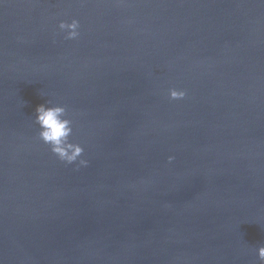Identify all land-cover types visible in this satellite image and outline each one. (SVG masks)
Returning a JSON list of instances; mask_svg holds the SVG:
<instances>
[{
    "label": "water",
    "instance_id": "95a60500",
    "mask_svg": "<svg viewBox=\"0 0 264 264\" xmlns=\"http://www.w3.org/2000/svg\"><path fill=\"white\" fill-rule=\"evenodd\" d=\"M47 101L86 167L39 139ZM260 246L264 0H0V264H264Z\"/></svg>",
    "mask_w": 264,
    "mask_h": 264
},
{
    "label": "clouds",
    "instance_id": "9594fccd",
    "mask_svg": "<svg viewBox=\"0 0 264 264\" xmlns=\"http://www.w3.org/2000/svg\"><path fill=\"white\" fill-rule=\"evenodd\" d=\"M61 31L65 32V39L75 40L80 36V21L73 19L71 23L61 21ZM187 95L184 90L171 89L170 98L183 99ZM35 123L39 126L38 136L45 144L49 145L51 152L66 164H74L77 161V170L88 165V160L82 159L84 147L72 142L74 134V121L69 116L68 108L64 105L52 104L50 101L40 104L35 109ZM174 157H169V161ZM258 256L264 261V246L258 248Z\"/></svg>",
    "mask_w": 264,
    "mask_h": 264
}]
</instances>
